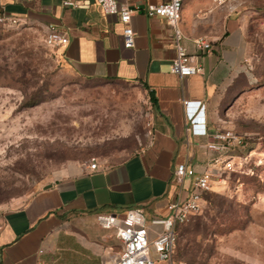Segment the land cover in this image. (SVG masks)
<instances>
[{"label":"rangeland","instance_id":"obj_1","mask_svg":"<svg viewBox=\"0 0 264 264\" xmlns=\"http://www.w3.org/2000/svg\"><path fill=\"white\" fill-rule=\"evenodd\" d=\"M228 6L245 33L247 79L223 100L219 129L242 138L246 147L234 156L252 152L243 165L252 173L208 193L180 228L172 259L160 264H264V0L219 8ZM27 22L0 29V207L28 199L73 165L120 163L152 132L153 109L139 85L76 78ZM73 230L80 244L58 247L51 264H111L120 254L114 233L95 219Z\"/></svg>","mask_w":264,"mask_h":264},{"label":"crops","instance_id":"obj_2","mask_svg":"<svg viewBox=\"0 0 264 264\" xmlns=\"http://www.w3.org/2000/svg\"><path fill=\"white\" fill-rule=\"evenodd\" d=\"M64 1L0 0V9L34 23L44 35L50 28L64 35L68 44L57 53L76 78L136 84L148 98L152 94V132L139 151L120 163L73 165L28 199L1 206L0 264H51L58 247L80 244L77 237L83 235L73 229L89 227L97 214L141 208L147 222L167 216L173 170L186 163L199 173L207 166L203 146L220 128L223 100L239 79H247V44L239 20L232 18L234 7L219 8L213 0L184 2L182 45L192 53V42L204 39L212 50L198 57L199 74L180 79L170 72L175 50L169 27L145 14L148 5L165 0H117L133 10L130 49L123 45V25L105 16L94 0H70L77 8L63 6ZM183 102L196 104L192 117L207 126L208 137L192 135ZM92 163L95 170L89 169Z\"/></svg>","mask_w":264,"mask_h":264},{"label":"built area","instance_id":"obj_3","mask_svg":"<svg viewBox=\"0 0 264 264\" xmlns=\"http://www.w3.org/2000/svg\"><path fill=\"white\" fill-rule=\"evenodd\" d=\"M185 1L165 0L160 4H150L145 9L148 18H161L169 27L171 44L175 50L170 72L180 79L199 74L201 68L197 62L198 57L207 55L212 50L211 43L204 39H196L192 42V53L182 45L184 38L179 29V22ZM213 1L217 6H224L234 0ZM94 2L105 16L114 18L123 25V45L125 48H132L135 39V34L130 27L133 10L126 5L118 4L117 0H94ZM63 6L77 8V5L70 0L64 1ZM27 21L0 9V29L17 30L25 27L28 24ZM44 44L48 48L57 50L67 46L68 39L50 28L49 33L44 37ZM183 105L190 113L187 119L192 135L200 138L208 137L207 126L196 123L202 120H195L192 117L196 104L183 102ZM203 147L207 153V166L201 172L198 173L195 169L189 168L186 163L177 165L173 170L174 180L170 182L167 195L169 200L167 216L154 217L147 222L141 208L130 209L122 215L97 214L95 216L98 227L104 231L113 232L120 244V254L111 264L168 263L175 253L180 228L200 213L205 204L204 196L214 192L215 187H226L233 175L251 173V169L243 171V165L251 157L252 152H246L242 158L239 155L234 156V150H243L246 144L230 129L215 128L211 141ZM96 168V163L89 166L90 170ZM188 180L190 184L187 186ZM148 223L151 227H160L161 230L150 229ZM1 228L0 224V230Z\"/></svg>","mask_w":264,"mask_h":264},{"label":"trees","instance_id":"obj_4","mask_svg":"<svg viewBox=\"0 0 264 264\" xmlns=\"http://www.w3.org/2000/svg\"><path fill=\"white\" fill-rule=\"evenodd\" d=\"M149 101L151 104H154V96L152 94H149ZM251 169V168H250ZM252 173V172H251ZM237 175H233L232 177H236ZM253 176V175H252ZM207 194L204 196V199L206 200Z\"/></svg>","mask_w":264,"mask_h":264}]
</instances>
